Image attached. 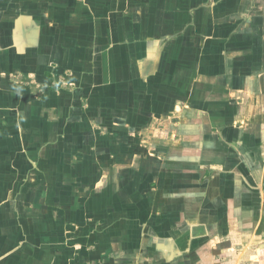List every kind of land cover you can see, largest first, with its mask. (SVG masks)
<instances>
[{"label":"crops","instance_id":"1","mask_svg":"<svg viewBox=\"0 0 264 264\" xmlns=\"http://www.w3.org/2000/svg\"><path fill=\"white\" fill-rule=\"evenodd\" d=\"M0 264H264V0H0Z\"/></svg>","mask_w":264,"mask_h":264}]
</instances>
